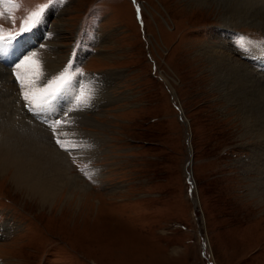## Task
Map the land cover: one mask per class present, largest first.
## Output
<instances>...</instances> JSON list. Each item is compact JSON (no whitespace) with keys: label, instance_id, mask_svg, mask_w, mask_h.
I'll list each match as a JSON object with an SVG mask.
<instances>
[{"label":"rangeland","instance_id":"1","mask_svg":"<svg viewBox=\"0 0 264 264\" xmlns=\"http://www.w3.org/2000/svg\"><path fill=\"white\" fill-rule=\"evenodd\" d=\"M40 1L20 0L32 7ZM198 6L186 0L44 6L51 9L44 30L50 31L34 59L57 60L63 68L74 52L75 76L92 73L85 78L87 107L76 90L63 91L61 108L84 111L58 126H79L97 140L52 135L64 143L73 137L69 171L82 189L60 193L51 204L40 206L9 184L8 172L0 173V264H264V202L254 192L259 176L252 172L251 143L200 56L204 46L225 40L244 57H260L253 44L264 41V30L251 24L226 29L216 7ZM8 24L2 33L28 26ZM238 37L253 42H246L247 52L235 43ZM47 43L59 52L49 54ZM53 70L47 75L39 67L36 85L62 75ZM14 89L24 114L22 89ZM56 114L59 119L62 112ZM83 116L103 129L84 124Z\"/></svg>","mask_w":264,"mask_h":264},{"label":"bare ground","instance_id":"2","mask_svg":"<svg viewBox=\"0 0 264 264\" xmlns=\"http://www.w3.org/2000/svg\"><path fill=\"white\" fill-rule=\"evenodd\" d=\"M186 1L200 6L216 7L220 15V21L225 24L224 28L226 29L251 24L264 30V0ZM224 41L220 45L204 46L200 56L205 65L209 67L215 92L220 95L223 104L227 108L236 110V116L242 126L241 137H245L251 143L249 147L252 153L250 161H253L252 172L259 176L255 181L254 192L255 194L260 193L258 196H261L264 202V60L261 59L264 55L261 54L259 49L256 53H259L260 57H255L253 54L244 57V54L240 53L241 51H235L231 47L232 44L227 45L228 43L225 44ZM47 44L49 54H54L53 51L59 52L55 43ZM25 45L28 46L27 43H22L19 47L13 45L10 47L9 55L16 57L18 53L22 54L26 51L27 46ZM28 54L30 53L24 55L27 56ZM47 61L44 60L39 63L42 73L51 68L54 69L53 72L62 69L61 62L52 59L50 64ZM24 72L27 71L24 70ZM9 78L7 69L0 65V173L6 174L8 172L5 178L9 180V184L16 191L24 193L29 199L36 201L40 206L51 204L60 193L70 195L76 189H82V186L77 185L76 179L70 175L69 171L71 165L68 160L70 154L74 153L71 150L75 145L71 142L72 136H65L67 138L64 140L67 149L65 152H61L56 148L50 139L53 134H63V132L67 134L79 133L81 136L86 135L96 139V133L85 132L76 125L57 126L56 129L58 130L55 132L52 128L47 129L48 127L44 125L46 131L40 124H37L42 123V120H36V117L34 119L27 116L26 113H21L20 108L17 106V99L14 100L13 98L12 90H15L16 84H11ZM42 82H37L36 87L43 84ZM30 88L31 86L24 90H30ZM63 95H66V92H63ZM67 98L66 106L73 108L74 102ZM43 115L45 116V114ZM40 116V118H43L41 114ZM59 119L62 124L64 118L59 117ZM82 120L87 125L90 124L101 129L104 127L98 124L96 119L87 116H83ZM83 126L81 125V127Z\"/></svg>","mask_w":264,"mask_h":264},{"label":"snow or ice","instance_id":"3","mask_svg":"<svg viewBox=\"0 0 264 264\" xmlns=\"http://www.w3.org/2000/svg\"><path fill=\"white\" fill-rule=\"evenodd\" d=\"M60 0H53V6L59 5ZM44 12V9L41 8L37 12H33L31 16L28 18L27 27L21 25L19 27V31L13 30L9 33L8 36H4L2 31H0V57L4 56L10 49V46L22 35L25 33H28L33 30L35 26H37L39 23L42 22L41 20V14ZM15 29V25L13 26ZM246 42L249 44H252L253 42L248 40V38L245 37H238L235 43L237 46L247 52ZM254 47L260 49V52L262 55H264V41L260 43H254ZM35 52L31 53L30 55L23 58L21 61L17 62L15 65V68L17 71L14 73L16 77L17 83L20 85L22 91L20 93L21 98L25 101V106L28 108L29 111H36V114H40L43 112H47L49 109L46 107L47 105H50L53 100H55L60 94L61 90L63 88V84H61L62 81L65 80L64 75L59 76L56 80H48L45 77V83L41 84L38 88L36 87V81L40 79V72H39V62L34 59ZM29 66H34L33 71L29 73L28 76L25 75L24 70L28 68ZM67 69H65V72ZM27 80V83L25 81ZM54 84H60V87L56 88L54 92L49 93L48 90L53 87ZM31 86L30 90H24L28 89ZM37 91H42L45 94V98H42L39 103H37L34 100V97L36 96ZM50 96L49 98H46ZM78 103L82 104L84 107L88 106L87 100L83 98V94L81 97H78ZM67 111V110H66ZM61 124L60 119H55V121L50 125L55 132V129L58 125ZM57 144H61L60 140H57ZM63 147V145H61Z\"/></svg>","mask_w":264,"mask_h":264},{"label":"water","instance_id":"4","mask_svg":"<svg viewBox=\"0 0 264 264\" xmlns=\"http://www.w3.org/2000/svg\"><path fill=\"white\" fill-rule=\"evenodd\" d=\"M189 160H190V155H189ZM188 164H189V162H187V164H186V165H188ZM186 177H187V179L189 178V177H188V175H187Z\"/></svg>","mask_w":264,"mask_h":264}]
</instances>
